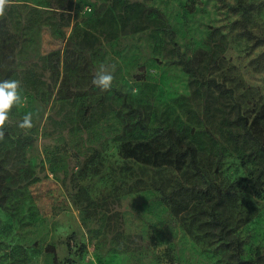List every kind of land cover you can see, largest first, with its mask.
Listing matches in <instances>:
<instances>
[{
    "label": "rangeland",
    "instance_id": "obj_1",
    "mask_svg": "<svg viewBox=\"0 0 264 264\" xmlns=\"http://www.w3.org/2000/svg\"><path fill=\"white\" fill-rule=\"evenodd\" d=\"M6 79L23 102L0 140V264L264 255V130L234 118L264 102V0H10Z\"/></svg>",
    "mask_w": 264,
    "mask_h": 264
},
{
    "label": "clouds",
    "instance_id": "obj_2",
    "mask_svg": "<svg viewBox=\"0 0 264 264\" xmlns=\"http://www.w3.org/2000/svg\"><path fill=\"white\" fill-rule=\"evenodd\" d=\"M10 0H0V17L5 15ZM114 75L106 68L101 67L93 77L92 83L101 91H108L112 87ZM21 84L18 80L6 79L0 81V140L4 139L5 127L10 122V113L16 106L22 104ZM20 129L33 127L32 113H27L17 125ZM63 264V262H61Z\"/></svg>",
    "mask_w": 264,
    "mask_h": 264
},
{
    "label": "trees",
    "instance_id": "obj_3",
    "mask_svg": "<svg viewBox=\"0 0 264 264\" xmlns=\"http://www.w3.org/2000/svg\"><path fill=\"white\" fill-rule=\"evenodd\" d=\"M152 10L158 13L157 9L152 8ZM185 64H186V62H185ZM8 75H9V72H5L4 77H7ZM212 84L215 87H219V88L223 87L222 83H216L214 80H212ZM116 94H119V92L116 91ZM234 118H235V121L242 127V129L246 131V133H248L250 136H253L252 133L249 131L250 127L258 129V130H259V128H262V130H264V102H262L258 111H256L254 113L251 120H249L248 117L241 115L239 107L235 111V117ZM138 125L140 127L144 128V125L139 120H138ZM262 132H264V131H262ZM258 134H260V133H258ZM261 134H264V133H261ZM262 136H264V135H262ZM185 150L188 152V157H189L190 163L193 166H195L196 160H195V149H194V147L192 145H190L189 143H187ZM261 258H264V255H261L258 251V252H256V258L255 259L238 261L237 264H264V261H262Z\"/></svg>",
    "mask_w": 264,
    "mask_h": 264
}]
</instances>
